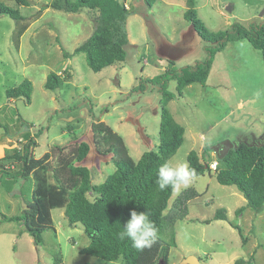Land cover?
<instances>
[{
	"label": "rangeland",
	"instance_id": "374dc122",
	"mask_svg": "<svg viewBox=\"0 0 264 264\" xmlns=\"http://www.w3.org/2000/svg\"><path fill=\"white\" fill-rule=\"evenodd\" d=\"M2 1L19 9L23 18L0 16V156L23 149L26 134L37 135L33 157L50 152L47 164L58 169L62 157L73 161L78 145L87 142L91 150L76 164L90 169L95 185L116 166L111 154L97 152L93 122L102 121L119 133L136 161L145 151L158 150L163 96L149 79L206 59L207 42L184 17L189 6L214 32L234 22L264 21V0H157L151 8L144 0H121L134 10L127 21L130 43L125 60L95 72L86 54L74 51L91 35L97 11L65 12L49 6L52 0H31L29 5ZM51 72L71 79L49 90L45 83ZM25 80L32 83L30 100L9 98L8 90ZM176 86L177 81L170 80L168 91L177 95ZM167 107L177 122L196 133L192 139L185 132L183 144L170 159L173 165H188L189 152L200 146L207 147L200 156L209 163L218 158L211 149L214 144L240 138L253 142L264 134L262 52L247 39L229 42L216 53L207 81L188 85ZM4 168L21 169L19 164ZM52 171L44 172L49 183L55 182ZM68 176L69 170L61 177L65 183ZM34 187L32 177L0 175V212L12 216L28 209H23V202L32 201ZM186 193V216L177 219L169 233H159L165 240L174 234L176 241L164 263L178 264L195 255L206 264H234L253 255L252 264H264V208L260 212L245 208L238 215L236 210L246 205L243 194L205 172L187 189L173 191L165 213L179 208L178 198ZM220 208L226 209L227 219L214 220ZM51 215L52 224L40 244L34 243L21 222H0V264H53L56 257L64 264H124L122 258L109 262L81 253L90 242L82 224L70 223L64 208L52 209Z\"/></svg>",
	"mask_w": 264,
	"mask_h": 264
},
{
	"label": "trees",
	"instance_id": "16d2710c",
	"mask_svg": "<svg viewBox=\"0 0 264 264\" xmlns=\"http://www.w3.org/2000/svg\"><path fill=\"white\" fill-rule=\"evenodd\" d=\"M15 1L18 5L31 3V0ZM156 1L144 0L149 8ZM49 6L70 13L80 12L84 8L98 12L91 35L74 51L86 54L88 65L93 71L99 72L117 61L125 60L130 43L127 21L134 13L133 8L120 0H52ZM0 16H9L15 20L23 18L19 9L7 5L2 0ZM184 17L207 42L205 46L207 57L195 65L181 67L179 71L167 69L164 73L149 79L159 86L163 96L158 150L145 151L136 161L130 155L125 140L119 133L102 121L93 122L92 130L97 152L102 155L111 154L116 166L115 171L108 175L104 182L95 185L90 169L76 164L82 162L89 154L91 150L89 143L81 142L78 145L73 161H65L62 157L63 163L57 169L47 164L50 152L41 158L33 157L37 135L26 134L28 140L23 149H14L0 156V175L32 177L35 181L32 201L27 203L28 209L23 210L21 214L7 216L0 212V222H21L33 237L34 243L40 244L44 230L52 224V209L64 208L65 216L70 223L82 224L85 232L91 234L89 244L81 248V253L91 254L109 262L122 258L124 264H160V260H163L161 264H164L168 260L170 247L176 245L175 236L173 234L169 240H165L159 233L162 230L169 233L175 221L186 216L185 203L188 195L186 193L178 198L179 208L165 213L169 208L173 190L171 187L164 191L159 189L156 184L157 172L161 164L170 161L176 154L184 142L185 133V127L176 121L167 105L177 95L182 96L188 85L204 84L207 81L216 53L224 50L229 42L247 39L254 48L262 52L264 59V21L249 24L234 22L228 29L214 32L199 18L193 5L187 8ZM65 55L68 57L69 53L65 52ZM70 79V75L64 77L57 72H51L47 76L45 87L56 90ZM172 79L177 81V95L168 91V83ZM31 93L32 83L25 80L19 86L10 88L7 94L11 99L25 96L30 100ZM239 142L237 148L231 149L223 159L218 160L216 170L211 169L209 163L203 162L196 150L189 152L188 166L195 171L196 177L209 172L215 175L219 183L235 185L246 199V205L236 210L238 215L245 208L260 212L264 208V142L261 146H251L249 144L251 141ZM204 151H208L207 147ZM15 164L20 165V172L4 168L7 165L14 167ZM51 168L55 178L53 183H49L48 177L44 174ZM68 170L70 176L65 183V179L61 177H64ZM133 210L138 213L148 212L158 229L156 244L143 252L135 250L130 240L119 239V232L123 230ZM213 219H227L226 209H218ZM210 221L211 219L204 222ZM236 228L246 243L242 229L239 226ZM252 260L253 255L249 259L238 258L234 264H252ZM53 264L64 262L60 257H56Z\"/></svg>",
	"mask_w": 264,
	"mask_h": 264
},
{
	"label": "clouds",
	"instance_id": "9594fccd",
	"mask_svg": "<svg viewBox=\"0 0 264 264\" xmlns=\"http://www.w3.org/2000/svg\"><path fill=\"white\" fill-rule=\"evenodd\" d=\"M196 173L186 163L173 165L171 161H165L158 168L156 184L161 191L171 187L179 192L187 189L196 179ZM158 229L150 219L148 212L133 210L130 219L124 224L119 232V239L130 240L131 246L138 252L151 249L157 242Z\"/></svg>",
	"mask_w": 264,
	"mask_h": 264
},
{
	"label": "water",
	"instance_id": "95a60500",
	"mask_svg": "<svg viewBox=\"0 0 264 264\" xmlns=\"http://www.w3.org/2000/svg\"><path fill=\"white\" fill-rule=\"evenodd\" d=\"M263 142H264V137H261L259 139V141H253V142H250L249 144L251 146H255V145L261 146L263 144ZM239 143H240L239 141H232L230 139H226V140L221 141L217 144H214L213 146H211V149L216 153V155L219 159H223L231 149L237 148ZM27 207H28V204L23 202V209H25ZM87 235L89 237L91 236V234H87ZM161 263H163V260H160V264ZM164 264H166V263H164ZM180 264H206V263L201 262L200 259L195 255H189V256L185 257L180 262Z\"/></svg>",
	"mask_w": 264,
	"mask_h": 264
},
{
	"label": "crops",
	"instance_id": "0c3cea01",
	"mask_svg": "<svg viewBox=\"0 0 264 264\" xmlns=\"http://www.w3.org/2000/svg\"><path fill=\"white\" fill-rule=\"evenodd\" d=\"M121 1V0H120ZM125 4L129 7V4L127 3V2H125ZM212 71V70H211ZM211 74V73H210ZM209 77H210V75H209ZM208 77V78H209ZM191 85V84H190ZM186 88V87H185ZM174 100V98L172 99V100H170L169 102H172ZM174 116V115H173ZM175 118V117H174ZM185 132L187 133V132H189L190 133V137L193 139L195 136H196V133L193 131V130H187V128H185ZM264 134H261V136H256V137H254L253 139H256L257 137H262ZM184 139H185V133H184ZM241 140H245L244 138H240V139H238V140H236V141H241ZM245 141H247V140H245ZM204 148H205V146H200V148H199V150L197 151L198 153H199V155L204 151ZM22 213V212H21ZM20 213V214H21Z\"/></svg>",
	"mask_w": 264,
	"mask_h": 264
},
{
	"label": "built area",
	"instance_id": "2783aa9c",
	"mask_svg": "<svg viewBox=\"0 0 264 264\" xmlns=\"http://www.w3.org/2000/svg\"><path fill=\"white\" fill-rule=\"evenodd\" d=\"M218 160H219V158H217V159L209 162V166H210L211 169H213V170H216L217 169V167H218Z\"/></svg>",
	"mask_w": 264,
	"mask_h": 264
},
{
	"label": "flooded vegetation",
	"instance_id": "af4514ba",
	"mask_svg": "<svg viewBox=\"0 0 264 264\" xmlns=\"http://www.w3.org/2000/svg\"><path fill=\"white\" fill-rule=\"evenodd\" d=\"M262 137H264V135H263ZM260 138H261V137H260ZM260 138H259V139H260ZM254 140L257 141V139H253V141H254Z\"/></svg>",
	"mask_w": 264,
	"mask_h": 264
}]
</instances>
